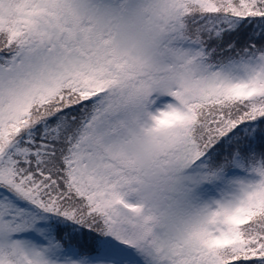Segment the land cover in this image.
I'll list each match as a JSON object with an SVG mask.
<instances>
[{"label": "snow or ice", "instance_id": "6c2138e0", "mask_svg": "<svg viewBox=\"0 0 264 264\" xmlns=\"http://www.w3.org/2000/svg\"><path fill=\"white\" fill-rule=\"evenodd\" d=\"M0 264H264V0H0Z\"/></svg>", "mask_w": 264, "mask_h": 264}, {"label": "trees", "instance_id": "16d2710c", "mask_svg": "<svg viewBox=\"0 0 264 264\" xmlns=\"http://www.w3.org/2000/svg\"><path fill=\"white\" fill-rule=\"evenodd\" d=\"M247 31H248L247 29L242 30L240 33L237 34L236 38L239 39V40H241V42H242L243 39H244L245 33Z\"/></svg>", "mask_w": 264, "mask_h": 264}]
</instances>
